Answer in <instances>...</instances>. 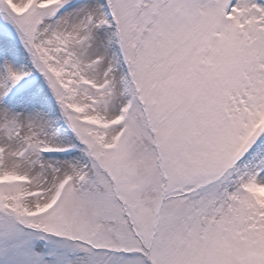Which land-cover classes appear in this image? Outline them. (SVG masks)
I'll use <instances>...</instances> for the list:
<instances>
[{
    "label": "snow or ice",
    "instance_id": "1",
    "mask_svg": "<svg viewBox=\"0 0 264 264\" xmlns=\"http://www.w3.org/2000/svg\"><path fill=\"white\" fill-rule=\"evenodd\" d=\"M0 264H264V0H0Z\"/></svg>",
    "mask_w": 264,
    "mask_h": 264
}]
</instances>
